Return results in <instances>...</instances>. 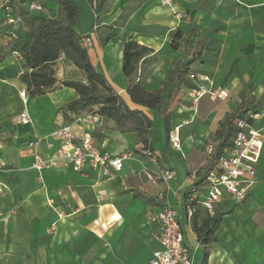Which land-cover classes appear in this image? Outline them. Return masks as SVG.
<instances>
[{
    "label": "crops",
    "instance_id": "obj_1",
    "mask_svg": "<svg viewBox=\"0 0 264 264\" xmlns=\"http://www.w3.org/2000/svg\"><path fill=\"white\" fill-rule=\"evenodd\" d=\"M71 1L80 8V18L91 13L85 0ZM134 1L116 0V4L123 11ZM165 1L141 0L128 10L114 41L104 46L94 41L92 49L88 48L91 63L103 73L125 104L153 120L154 127L148 131L149 148L144 149L138 144L132 133L107 130L97 139L95 132L103 126V119L89 127L59 118L56 129L49 130V134L34 135L31 131L35 126L31 125L33 115L26 108L30 104L29 98L18 96L16 108L17 104L21 107L17 108L15 121L19 130L12 131L6 138L8 146L0 141V158L6 166L4 149L11 147L16 154L15 161L21 162L28 172L24 174L16 168L0 170V264H148L152 254L159 249L155 217L159 208L167 204L180 213L184 243L191 251V264H200L204 247L193 233L183 200L186 190L194 185L192 172L202 164L205 143L213 136L223 116L234 112L239 102L236 97L244 92L239 80L247 86L253 85L255 79L264 80V0H239V3ZM245 24L249 27L245 28ZM84 26L88 34L83 33L85 27L82 29L79 23L80 34L89 35L93 23L87 22ZM176 32L182 34L179 41H174ZM244 32L253 39L242 40L241 33ZM191 33L195 35L192 47H186L185 40ZM130 40L150 49L151 53L138 64L136 74L128 79L122 74L121 65L122 46ZM197 48L199 51L195 56L200 59L189 67L192 85L177 92L185 105L172 106L165 113L170 117L171 130L180 126L178 152L167 141L165 115L162 118L159 113L132 104L126 90L131 82H138L148 92L160 91L167 72L195 57L191 54ZM161 55L165 62L153 61L152 57ZM257 57L261 58L258 63L261 72L257 75L260 79L253 78L256 69L252 63ZM58 75L57 81L60 80ZM197 76L209 77L215 87L228 91L235 98L226 104L225 100L213 102L203 97L194 112L185 93L194 85L193 79ZM176 96L170 100H175ZM75 98L73 90L58 87L32 99L31 103L33 108L44 113L55 107H65ZM215 102L220 103L210 106L209 112H203L209 103ZM23 111L31 118L27 125L19 122V114ZM70 123L76 132L88 130L98 149L112 155H126L122 171L105 179L87 168L83 172H74L63 162L40 173L33 170L34 156L46 160L58 145L55 130ZM109 123L114 125L112 121ZM48 125L44 118L42 127ZM254 126L262 130L263 150L251 193L241 204L223 197L213 215L201 210V217L222 216L214 234L215 242L207 247L206 264H264V167L261 163L264 159V119ZM35 137L44 138L52 148L43 143L30 149L28 143ZM166 171L172 172L173 176L163 180ZM10 177L14 184L5 181ZM2 189L7 190L4 192L7 200ZM177 190L179 195L175 194ZM134 194L153 203L134 199ZM18 195L22 196L19 198Z\"/></svg>",
    "mask_w": 264,
    "mask_h": 264
},
{
    "label": "trees",
    "instance_id": "obj_2",
    "mask_svg": "<svg viewBox=\"0 0 264 264\" xmlns=\"http://www.w3.org/2000/svg\"><path fill=\"white\" fill-rule=\"evenodd\" d=\"M8 1L9 5L12 6L13 0ZM85 1L92 7L93 0ZM55 2L63 13L62 20L41 18L38 28L34 32L26 33L22 39L19 36H16L15 39L11 38L16 30L8 31V34H4V31L0 32L9 42L14 41L10 52L17 53L21 58L22 73L18 79L24 85L27 96L34 99L55 90L57 80L54 75V65L61 55L78 69L85 79L84 82L64 80L60 83V87L71 89L76 95V98L64 107L65 115H69V119L65 116V120L72 121L82 113H93L105 121H112L119 133L135 134L138 144H141L144 149L149 148L148 131L154 127L153 120L149 119L142 111L131 110L112 89L103 73L91 63L87 49L81 44V40L86 36H82L79 32L80 8L71 0H55ZM94 3L96 6L100 0H94ZM27 6H23V11L30 16L32 14L28 12ZM13 13L19 18L14 10ZM94 22L91 29H96ZM5 29L9 28L6 27ZM117 34L118 30L112 29L103 37L100 44L104 46L109 41H114ZM194 36V33L189 34L185 40L186 47H192ZM181 38L182 34L176 32L174 41H179ZM172 47H174L173 44ZM150 53V49L138 45L135 41L130 40L124 43L122 46V74L128 79L134 76L138 64L145 60ZM199 59V56L191 57L188 62L172 67L165 76L163 88L158 92H148L138 82H131L126 90L130 102L145 108L149 112L160 113L166 100L175 97L182 87L192 85L189 79L191 73L189 67L191 63ZM94 107H97L96 111L92 110ZM262 109H264L263 101L260 99L249 100L245 96V92L240 93L239 102H237L234 112L223 116L218 122V128L213 134V138L209 139L203 147L204 159L201 166L196 170L199 176L210 168V165L206 163L205 146L208 143H213L217 153L221 152L222 149L229 146L231 138L236 132L234 122L244 118L248 113H258ZM163 120L166 138L169 142L170 117L165 115ZM187 197L185 195V199ZM137 198H140L144 203H153L148 198L134 194V199ZM188 205L193 208L191 217L193 233L197 241L204 247L200 264H206L207 247L215 242L214 234L222 216L201 217V208L192 202Z\"/></svg>",
    "mask_w": 264,
    "mask_h": 264
},
{
    "label": "built area",
    "instance_id": "obj_3",
    "mask_svg": "<svg viewBox=\"0 0 264 264\" xmlns=\"http://www.w3.org/2000/svg\"><path fill=\"white\" fill-rule=\"evenodd\" d=\"M220 1L239 3V0ZM165 2L168 3L169 0ZM27 10L28 12L40 11V7L31 3L27 6ZM18 22L19 18L13 13L9 1L4 0L0 4V32L4 31L6 27L15 31ZM0 38L7 39L1 34ZM11 38H16L14 33ZM81 44L88 49L91 47L92 41L86 35L81 40ZM14 55L21 60L17 53ZM193 81L194 85L186 89L185 96L191 101V109L194 112L199 100L203 97H208L213 102L227 98V92L215 87L209 77L197 76ZM19 97L21 99L27 97L24 89L19 93ZM262 119H264V109L258 113H248L244 118L236 120L234 122L236 132L231 138L229 146L222 149L221 152L217 153L213 143H208L205 146L206 163L210 165V168L200 176L196 170L192 172L194 185L188 188L186 193L184 192L188 196L183 202L190 221L193 214V208L188 205L190 202L195 203L208 215H213L217 203L223 197H228L236 204H241L247 199L256 184L257 165L263 150L262 130L256 128L254 124ZM100 120L101 118L93 113H85L74 118L73 122L91 127ZM30 121L31 118L26 111L19 114V122L22 125H27ZM72 123L62 125L55 130L54 137L58 142L57 148L46 160L34 156L32 169L40 173L43 169L54 168L63 162L74 172H83L87 168L91 173L105 179L120 173L123 169V161L127 159L126 155H112L98 149L92 141L91 133L88 130L74 131ZM179 128L180 126L173 128L168 135L170 146L178 152L181 147ZM43 143H46L47 148H52V144L39 137H35L29 142L28 147L34 149ZM3 167L4 163L0 158V170ZM172 176V172L166 171L163 180L171 179ZM199 180L201 181L197 184ZM175 194L179 195L178 190ZM155 220L159 249L152 254L148 264H191V251L184 243L179 211L167 204L159 208Z\"/></svg>",
    "mask_w": 264,
    "mask_h": 264
},
{
    "label": "rangeland",
    "instance_id": "obj_4",
    "mask_svg": "<svg viewBox=\"0 0 264 264\" xmlns=\"http://www.w3.org/2000/svg\"><path fill=\"white\" fill-rule=\"evenodd\" d=\"M4 0H0V4ZM141 0H135L134 2H129L128 5L124 8V10H121V7H118L116 4V0H100V3L95 6L94 0L92 7H89L90 14H85L82 15L79 23L81 28L84 29L82 30L84 34H88V30L86 29L85 23L89 22L91 25L94 21V24L96 25V29H91V33L94 34V36H91V33L87 36L90 37L92 41L91 49L94 44V41L99 43L103 37L108 34L112 29L117 30L118 27L122 24V22L125 20L126 15L128 14V10L133 8L136 4L140 3ZM34 3L36 6L40 7V11H30L32 15L28 16L27 14L24 13L23 11V6H27V4ZM87 4V3H86ZM88 5V4H87ZM89 6V5H88ZM12 8L13 10L18 14L19 16V22L17 24V29L15 31V36H19V38H23V36L26 33L29 32H34L40 22L41 18H52L55 20H62L63 19V13L61 10L58 8L55 0H13L12 3ZM117 8V9H115ZM245 28L249 27L247 24L244 25ZM8 31H13L10 29H4V34H8ZM249 32V31H248ZM243 36L242 40L245 39H253L252 36H249L248 33L244 32L241 33ZM18 38V39H19ZM17 39V40H18ZM14 41L9 42L5 38H0V130L3 132H0V141L3 142L4 145L8 144V141L6 138L11 135L12 131L16 132L19 130V127L16 123V117L18 110L17 108L20 109L21 106L17 104L16 108V103L18 101V96L19 93L24 89V85L19 82V75L22 73V61L19 60L14 53H11V47L13 45ZM180 48V44H177ZM90 50V49H89ZM88 51V49H87ZM199 51V48H197L191 55L195 56L197 52ZM191 53V52H190ZM150 56V55H149ZM153 61H166L165 57L163 55L158 56V57H152ZM261 58L257 57L255 59V62L252 63L255 64L253 70V78H255L257 75H260V67L258 65L259 61ZM202 65V64H201ZM259 67V69H258ZM54 71H55V78L56 75L59 73L60 80L57 81L58 85L55 86L54 89H61L60 83L63 82L64 80H73V81H82L84 82V76L82 73L76 69L71 63L65 60L63 56H59L55 65H54ZM238 75V74H236ZM239 77V76H237ZM258 77V76H257ZM260 79V77H258ZM239 84L242 88H244L245 96L247 99L252 100V99H260L261 101L264 102V80H253V85L247 86L242 79L239 80ZM228 92V91H227ZM229 93V92H228ZM29 98V97H28ZM235 97L231 96V93L227 95V98L224 99L225 103L227 104L226 101H230L234 99ZM237 100L239 99L238 96L236 97ZM30 104L26 106L28 111L32 113V123L35 124L34 127H32L31 131H33L34 135H39L43 136L49 134V130L52 131L56 129L57 126V121L59 118L65 120V116L67 119H69V115H65V109L64 107L62 108H52L50 112H42L38 110L37 107L33 108L32 105V99H28ZM183 97L180 95V93H177V96L175 100H166V103L164 107L162 108L161 112L158 114L162 118L165 115L166 112H168L172 106H180V105H185L183 101ZM220 102H215V103H209V106L204 108L206 111H203L204 113L209 112L211 110L212 106L218 105ZM211 106V107H210ZM199 109V108H198ZM93 111L97 110V107L92 108ZM201 109L198 110V113H200ZM170 114L172 112H169ZM84 114V113H82ZM80 114V115H82ZM47 120L49 122L48 127H42V122ZM187 121H190L189 119ZM217 121V117L214 119V122ZM59 122V121H58ZM218 128V126H217ZM6 129L8 132H6ZM107 130H113L116 131L117 128L115 124L112 126L109 121H105L103 123V126L95 132V137L97 139L100 138L102 133ZM213 138V136L209 137V139ZM8 146V145H7ZM5 157H6V166L3 168H9V169H21L24 174L28 172L25 167L21 165V162L15 161V153L12 152L11 147H6L4 149ZM263 167H264V159L261 162ZM8 169V170H9ZM20 180H22L20 178ZM5 181H8V184H14L13 178H8ZM3 193L7 192V190L2 189ZM19 198L22 195H18ZM4 199L7 200V195H3ZM4 200V202H6Z\"/></svg>",
    "mask_w": 264,
    "mask_h": 264
}]
</instances>
